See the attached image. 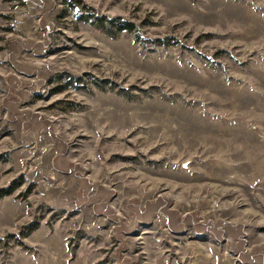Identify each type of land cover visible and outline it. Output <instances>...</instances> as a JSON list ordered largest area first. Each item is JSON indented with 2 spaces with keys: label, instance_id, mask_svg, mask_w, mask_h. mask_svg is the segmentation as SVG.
Listing matches in <instances>:
<instances>
[{
  "label": "rangeland",
  "instance_id": "374dc122",
  "mask_svg": "<svg viewBox=\"0 0 264 264\" xmlns=\"http://www.w3.org/2000/svg\"><path fill=\"white\" fill-rule=\"evenodd\" d=\"M0 264H264V0H0Z\"/></svg>",
  "mask_w": 264,
  "mask_h": 264
},
{
  "label": "trees",
  "instance_id": "16d2710c",
  "mask_svg": "<svg viewBox=\"0 0 264 264\" xmlns=\"http://www.w3.org/2000/svg\"><path fill=\"white\" fill-rule=\"evenodd\" d=\"M87 22L93 24L96 28L102 30L105 33L112 34V27L115 26L117 30H131L132 25L128 22L117 21L116 19L99 20V18L87 19ZM6 194V193H5ZM35 227L27 228L24 236H27Z\"/></svg>",
  "mask_w": 264,
  "mask_h": 264
}]
</instances>
